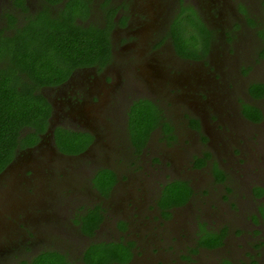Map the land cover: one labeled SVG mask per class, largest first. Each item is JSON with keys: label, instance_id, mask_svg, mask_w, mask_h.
Here are the masks:
<instances>
[{"label": "flooded vegetation", "instance_id": "flooded-vegetation-1", "mask_svg": "<svg viewBox=\"0 0 264 264\" xmlns=\"http://www.w3.org/2000/svg\"><path fill=\"white\" fill-rule=\"evenodd\" d=\"M67 1L58 0L51 4V0H42L43 6L40 9H35V7L29 6L28 0H0L1 34L11 36L15 30L23 28L27 22L28 14H36L45 8L49 10L50 14H56L62 7H65ZM80 3H85L87 7H90L88 17H91V14L96 11L100 24H97V22L95 24L82 23V18H84L82 16H78L76 22L84 27L96 25L104 30L109 42L110 58L103 65L77 67L72 70L66 80L54 86H43L40 89V93L51 106V115L47 121V126L43 132L37 135V140L34 144L19 145L15 149L13 157L18 149L28 148L33 150L39 148L46 140L51 141L59 150L57 140L58 142L61 141V129L73 133L74 135L67 136L71 140L75 139L74 137L78 138V142L81 144L80 146L78 144V146L83 148L69 157L77 159L82 157V153L91 149L95 142H92V136L77 128L68 127L65 120L67 113L64 111V107L71 108L78 105L79 101H82L86 97L85 95H89L86 85L88 79L83 82L80 74L83 72L90 73L92 69H103L105 71L108 68L115 56L111 42V37L113 38L112 30L119 31L122 36L119 41L124 42L119 49L120 55L123 52L122 57H125L127 60L129 57L135 59L134 46L137 44L138 39L133 35V27L141 22L147 23L152 19V16L147 15V9L155 6L161 7L169 16L167 18L166 14L165 29L167 30V36L164 39L161 38L163 39L162 46L166 50L159 49L158 53L162 51L170 52L169 61L177 62L181 65L180 67L172 68L175 74L182 72L184 68L187 70L195 67L200 68L199 81L194 88V97L197 99L198 105L197 111L194 112L196 118L193 120L183 114V118L187 124L196 127L195 129H191V133L188 131L183 133V136L176 134L171 128L169 133L164 134L163 146L165 147V151L158 158L146 155V145L156 129L164 126L161 123L158 127L152 128L144 146L140 149L134 148L135 153L147 157L144 159L145 165L142 166L146 167L144 169L140 167L139 170H141V174L151 184L153 182L156 184L155 188L153 187L155 192L153 204L159 211V218L162 215L158 203L167 197L163 193L164 188L174 181H188V190L186 192L188 197L185 202L181 205L171 206L167 209V212L177 207L186 209L197 208L195 211L198 215H201L205 219L209 218L215 222V225H218V230L216 231L204 229L205 232L219 239V245L214 247L213 251L219 254L222 249L226 248L228 253L231 250L234 253L240 252V256L245 258L250 257L245 253L246 246L251 251L264 247L262 236L264 234V134L260 144L254 142V135L257 129L263 127L264 132V0H81ZM54 8H57V10ZM9 17L12 18L13 23H11ZM177 29H180L184 36L185 53L183 56L179 55L174 48L173 30ZM130 41L132 43L126 44ZM162 55L166 56L163 53ZM242 64L244 66H241ZM129 66L131 65L129 64ZM259 66H261L260 73L256 71ZM134 77L135 80H133ZM122 78L123 82L119 76L117 87H119L121 82L123 86H120V90L118 89V91H122L127 81L125 74ZM131 80L135 87L133 93L126 94L123 97L125 99L121 98V101L125 100L126 102L119 100L120 94L118 95V92L117 97L119 101L114 100V109H120L122 113L124 110V127L130 143L129 126L131 110L135 107L133 110L134 116L139 110L138 107L146 106L151 110H157L155 104H152L148 100L139 99L141 95L140 78L131 75ZM253 84L263 86L257 95H254L252 92L251 87ZM48 93L51 95L52 93L55 94V96H52L53 99ZM131 97L133 99L129 102ZM140 101H144V103H139ZM248 107L257 110L255 117L251 118L244 115V110ZM174 109L184 111L182 106L178 107V104H171V110L173 111ZM257 116L259 117L256 118ZM161 122L165 123L166 120L163 119ZM207 122L211 123V125L214 124L215 128V138L213 132L208 133L210 137L208 147H212L213 149L211 150L212 159L204 158L203 152H201L198 157L205 160L199 168L194 166V156H190L189 165L188 162L183 163L175 156L178 151L173 150H176V148H173L172 145L168 146V144L173 143L168 141V138L172 133L175 134L178 143L182 142L181 147L185 149L181 153L186 154L187 152L189 154L193 152V138L186 139V137L198 134V128ZM54 124L55 126L52 128ZM167 125L166 123V127ZM159 130L162 131L161 129ZM28 131L25 130V133ZM137 138L138 135L136 134ZM187 140L189 142L186 144ZM202 146H204V143L200 142V145L197 147L199 151ZM101 170H104V168L96 171L91 179L93 180ZM106 170L111 171L115 177V182L110 187L111 192L117 180L116 173L110 169ZM185 171L187 176H179L177 174L178 172L182 173ZM123 174L128 179L131 178L129 173L125 172ZM92 180L90 181L92 182ZM225 189L228 193H226ZM140 193H143V191H140ZM100 195L104 197L102 194ZM224 200H229L230 203L226 205L224 204ZM65 209L72 216L74 209L71 207H65ZM87 209L85 208L84 212L80 214L73 212V217H75L73 220L78 221L88 212L97 210L102 215L103 220L94 230L93 236L88 237L82 234L78 226L74 222L72 223V219L69 220V225L74 227L73 232L78 231L83 238L91 240V238L101 231L105 220V213L99 206ZM133 211H135V208ZM228 215H231V217ZM65 216L70 217L67 214ZM189 217L187 215L186 219ZM130 218L132 220L135 216L132 214ZM159 224H161L160 221ZM260 225L262 229H259ZM114 226L116 232L119 233L122 230L115 224ZM204 234L201 231L194 235V247ZM64 236L66 238L62 237L63 242L68 247L74 245L73 248H64L68 251H76V244L72 241V237L74 236L68 234ZM206 236L208 235L206 234ZM27 238L32 239L31 236ZM182 239H185L184 236H182ZM89 245L87 244L85 248L79 250L81 258ZM8 249L9 247L3 246L0 252L9 253ZM190 250L188 247L187 251L190 252ZM29 253V251L24 252L26 259L25 261L22 260L20 264L29 263L41 251L30 256ZM63 255L68 257L67 254L63 253ZM131 255L130 260L132 261L134 257L133 249L131 250ZM14 258H18V256L15 254ZM219 264L222 263L219 262ZM237 264L253 263H241L239 261Z\"/></svg>", "mask_w": 264, "mask_h": 264}, {"label": "rangeland", "instance_id": "rangeland-1", "mask_svg": "<svg viewBox=\"0 0 264 264\" xmlns=\"http://www.w3.org/2000/svg\"><path fill=\"white\" fill-rule=\"evenodd\" d=\"M28 1L32 8L40 9L43 6L42 0ZM166 14L168 18V13L161 7H151L147 9V15L152 16V19L133 27V35L138 39L134 46L135 59L129 57L127 60L122 57L123 52L120 55L119 49L124 42L119 41L122 38L119 31L112 30L111 42L115 56L108 68L105 71L92 69L90 73L80 74L83 82L88 79L86 85L89 95H85L78 105L64 107L67 113L65 120L68 127L77 128L92 136V142H95L90 150L82 153V157L74 159L69 156L76 153L62 154L51 141L46 140L39 148L33 150L18 149L6 170L0 174V250L3 246L9 247V253L0 252V264H20L26 259L25 251H29L30 256L43 250L63 252L68 255L71 262L80 264L79 250L85 248L87 244L102 241L130 242L134 257L127 264H219L226 258L232 263L240 261L264 264V247L251 251L246 246L245 253L250 256L246 258L240 256V252L234 253L230 249L228 253L226 248L219 254L205 249L194 254L187 251L188 247H194V235L203 229L216 231L218 225L209 218L205 219L198 215L195 207L189 209L177 207L168 212L165 218L162 216L159 218V211L153 204L155 193L153 187L155 188L156 184L155 182L151 184L139 170L140 167L143 169L146 167L142 166L145 165L144 159L147 157L135 153L126 135L124 110L122 113L120 109H114V100L121 101V98L125 99L123 97L126 94L133 93L135 87L131 75H134L141 81L139 99L155 104L159 117L165 119L176 134L183 136V133L195 129L194 126L187 124L183 114L193 120L196 118L194 112L197 111L198 105L194 97V88L199 81L200 68L195 67L191 70L184 68L182 72L175 74L172 68L181 65L169 61L170 52L158 53L159 49L166 50L162 46L163 39L167 36ZM85 22L100 24L96 11L91 17L82 18V23ZM129 43L132 42L126 44ZM260 69L261 66L256 71L260 73ZM124 74L127 77L125 87L118 91L120 86H123ZM119 76L122 82L120 81L117 87ZM52 96L55 94L52 93L51 98ZM132 99L131 97L129 102ZM171 104L182 106L184 111L179 109L172 111ZM53 126L55 124L52 128ZM214 129V124L207 122L198 128V134L188 135L186 139L193 138V152L189 154L186 152L187 155L181 153L185 149H182L179 143L173 142L168 146L176 148L173 150L178 151L175 156L189 165L190 156H199L201 152L211 150L207 144L202 146L200 151L197 147L201 139L210 140L208 133L213 132L215 138ZM164 134H167L164 127L156 129L146 145V155L158 158L164 153ZM263 134V127H259L254 135L256 144L261 143ZM103 168L114 171L117 180L113 192L101 197L90 180L96 171ZM125 172L131 175L130 179L123 174ZM177 174L187 176L186 171ZM187 197L188 194L186 199ZM229 203V200H224V204ZM94 206L102 208L105 220L101 231L89 240L83 238L78 231L73 232L74 227L69 225V220L75 219L73 212L80 214L85 208ZM65 207L74 209L72 216ZM134 208L135 211H139H133ZM65 214L70 217H66ZM132 214L135 218L131 220ZM187 215L189 218L186 219ZM114 224L118 228L121 224L125 230L116 232ZM259 229H262L261 225ZM65 234L74 236L72 241L76 244V251L64 248L74 247V245L68 247L63 242L62 237H65ZM28 236L32 239L27 238ZM182 236L185 239H182ZM262 236L264 239V234ZM15 254L19 259L14 258ZM182 257H187L189 261H183Z\"/></svg>", "mask_w": 264, "mask_h": 264}, {"label": "trees", "instance_id": "trees-1", "mask_svg": "<svg viewBox=\"0 0 264 264\" xmlns=\"http://www.w3.org/2000/svg\"><path fill=\"white\" fill-rule=\"evenodd\" d=\"M57 1L51 0L50 3ZM80 1L68 0L65 7L53 15L46 8L36 14H28L23 28L15 30L11 36L2 35L0 31V174L12 160L15 149L21 144L23 146L34 144L37 135L47 126L51 106L40 93V89L66 80L72 70L77 67L103 65L110 58L109 42L104 30L96 25L84 27L76 22L78 16L86 17L90 9ZM9 18L13 23L12 18ZM173 38L175 51L183 56L185 45L182 31L173 30ZM1 62L4 63L1 64ZM262 87L259 84H253L251 87L253 94L257 95ZM138 108L135 116L131 110L129 126L131 143L135 149L144 146L150 130L158 127L159 124L162 123L166 128V133H169L171 129L169 125L166 127V122H161L163 119L158 116V110H151L146 106ZM256 114V109L248 107L244 110L246 117L253 118ZM25 130L29 131L25 133ZM60 132L61 141L57 140L59 152L74 154L83 149L79 147L81 144L78 138L74 137L75 139L71 140L67 136L74 135L73 133L63 129ZM201 140L204 146L210 143V140L206 138ZM168 141L178 143L175 134L171 135ZM188 142L187 140L186 144ZM210 148L213 150L212 147ZM211 150L203 152V157L212 159ZM193 160L194 166L199 168L205 159H199L195 155ZM92 182L100 194L107 196L115 182V177L111 171L104 169L96 174ZM187 182L174 181L164 188L163 193L167 197L158 203L162 217L165 218L168 215L167 209L183 203L186 199ZM102 220V215L97 210H92L80 220L73 221L82 234L91 237ZM119 228L125 230L121 224ZM201 231L205 234L195 247L190 248L191 254L197 253L199 249L210 251L219 245V239L216 236L205 232L204 229ZM206 234L208 236L205 237ZM131 250L130 242L91 243L83 252L80 264H124L130 261ZM181 259L188 260L187 257ZM26 264L74 263L63 255V252L43 250ZM222 264L237 263H232L229 258H226Z\"/></svg>", "mask_w": 264, "mask_h": 264}]
</instances>
